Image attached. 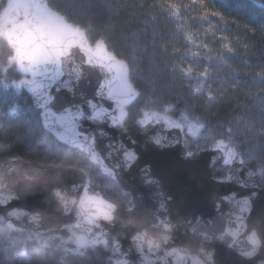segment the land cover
<instances>
[{
  "label": "snow or ice",
  "instance_id": "1",
  "mask_svg": "<svg viewBox=\"0 0 264 264\" xmlns=\"http://www.w3.org/2000/svg\"><path fill=\"white\" fill-rule=\"evenodd\" d=\"M153 7L164 11L171 19L185 20V23L181 8L185 12L195 10L198 14L196 18L201 22L210 17L225 19L209 6L208 0H189L187 4L157 0ZM73 9L74 5L68 0H0V38L11 45L13 55L9 63L15 65V68L7 69L0 65V87L16 92L27 89L35 97L42 110L44 141L48 144L43 156L55 155L71 160L85 177L72 187L74 194L83 193L79 202L82 210L94 207L98 214H105L104 209L108 205L100 199L101 193L116 196L129 204L136 202L133 194L121 187L117 167L131 168L138 159L137 153L122 143L119 148L109 144V151L102 152L96 135L84 131L83 120L91 121L98 128L108 124L126 129L131 119L146 131L158 129L157 134L151 137L157 146L182 144L187 158L204 151L213 152V164L219 162L223 168L222 174L214 177L217 182L234 181L253 189L264 188V148L259 153H253L242 138L251 130L232 126L242 122L243 117L229 122L227 128L214 129L202 115L197 114L192 100L184 101L183 108L177 109L175 102L161 94L166 86L160 83L156 66L153 64L147 74L142 72L138 59L139 46L135 41L128 44L127 53L118 51L110 30L93 32L91 25H84L75 18ZM177 27L183 28L184 25L178 24ZM196 32L198 34L200 30ZM203 35L207 39L197 42L192 33H186L185 38L197 50L185 51L180 62L170 60L165 65L173 76L179 74L182 80L188 82L192 96L202 99V107L217 101L222 95V89L213 90L209 82L221 66L232 68L228 60L234 54L232 40L223 31L217 36L216 32L205 29ZM153 45L156 46L155 41ZM158 47L161 53L170 57L180 52L175 47L170 52L166 43ZM13 72L19 75L13 78ZM89 76H95L96 88L93 98L86 102V108L74 106L60 112L54 110L55 97L49 90L53 84L71 91ZM3 128V121H0V130ZM166 133L171 134V138ZM99 134L101 137L105 135L102 130ZM256 134L264 140V127ZM113 151H118L125 158L122 166L107 162ZM19 160V155H12V161ZM242 169L246 170V179L243 180L238 175ZM256 178H259V184ZM146 183L157 185L158 182L149 180ZM156 195L159 196V193ZM16 197L17 194L13 196L11 190L0 191V206L7 205ZM256 197V191L243 197L236 194L221 196L226 206L238 208L240 212L235 220L237 228L232 233L234 236L246 226L244 221L253 213ZM159 206L167 209L163 199L159 201ZM85 220L91 225L95 217L89 214ZM80 226L78 223L72 227ZM13 228L10 222H0V253L18 264H31V253L35 250L46 252L55 239L39 231L21 238L22 235ZM86 231L91 233V238L73 232L72 239L77 247L66 251L84 256L89 250L103 247L111 253L109 264H136L137 261L130 258L131 249L124 250L121 242L108 238L103 230L93 232L92 228H88ZM248 240L252 248L242 249V254L252 256L258 245L255 233ZM29 241L34 242L31 248ZM139 261L140 264H149L148 258L140 254Z\"/></svg>",
  "mask_w": 264,
  "mask_h": 264
},
{
  "label": "trees",
  "instance_id": "2",
  "mask_svg": "<svg viewBox=\"0 0 264 264\" xmlns=\"http://www.w3.org/2000/svg\"><path fill=\"white\" fill-rule=\"evenodd\" d=\"M68 2L74 5L75 18L84 25H91L93 32L110 30L118 51L127 53L128 44L135 41L139 46L142 72L147 74L153 64L156 66L160 83L166 86L161 94L175 102L177 109L183 108L184 101L192 100L197 114L202 115L214 129L227 128L229 122L243 117L242 122L232 126L251 130L242 138L253 153L264 148V140L256 134L264 127V0H208L209 6L225 18L213 17L219 32L223 31L231 38L234 54L228 60L232 68L221 66L209 82L213 90L222 89V95L203 107L202 99L192 96L188 82L179 74L173 76L165 67L170 60H178L175 56L161 53L158 46L166 43L171 52L173 47L178 48V40L182 41V38L178 36L173 20L161 9L153 7L157 0ZM12 75L15 78L19 73L13 72ZM39 113L24 89L16 92L0 87V121L4 127L0 130V156L37 153L42 157L45 154L48 144L44 141ZM132 122L130 119L128 123ZM28 244L30 248L34 246L33 241ZM110 255L103 247L89 250L84 256L53 251L47 264H109ZM0 264L18 262L10 261L0 253Z\"/></svg>",
  "mask_w": 264,
  "mask_h": 264
},
{
  "label": "clouds",
  "instance_id": "3",
  "mask_svg": "<svg viewBox=\"0 0 264 264\" xmlns=\"http://www.w3.org/2000/svg\"><path fill=\"white\" fill-rule=\"evenodd\" d=\"M12 55L11 45L0 38V65L6 69L15 68L9 63ZM133 124L128 123L127 126ZM12 155L0 156V191L11 190L13 196L18 192L21 195L42 192L45 194V206L31 210L5 208L0 212V222L12 223L13 231L24 237L36 231L46 237H55L46 252L35 250L31 253V264H47L53 251L73 253L66 251L77 247L72 239L73 232L91 238V233L86 231L88 228L93 232L103 230L108 238L119 242L127 240L128 248L147 257L149 264H220L216 244L234 252L242 261L264 264V212L255 217L250 213L244 221L246 226L235 236L232 233L237 228L235 220L240 215L239 209L226 206L221 196L215 194L211 202L217 215L211 219L199 215L185 218L175 212L170 213L169 208L161 209L159 203L155 209L141 208L138 201L129 204L103 193L100 199L108 207L104 209L105 214H98L94 207L82 210L79 202L83 193L74 194L72 187L65 183L70 174H75L80 180L85 179L76 163L55 155L45 158L36 154H15L20 156L18 166L5 168L4 161H12ZM89 214L95 217L91 225L85 220ZM78 223L81 225L79 228L72 227ZM178 233L182 239H178ZM252 233H255L258 245L252 256H245L242 249L252 248L248 240Z\"/></svg>",
  "mask_w": 264,
  "mask_h": 264
},
{
  "label": "water",
  "instance_id": "4",
  "mask_svg": "<svg viewBox=\"0 0 264 264\" xmlns=\"http://www.w3.org/2000/svg\"><path fill=\"white\" fill-rule=\"evenodd\" d=\"M96 88L95 76L83 79L71 91L63 86L57 87L53 84L50 87L51 94L55 97L53 105L57 112L75 107L86 108V102L93 98ZM30 96L34 107L40 110L41 123L43 117L41 109L35 97L27 89H24ZM133 123V122H132ZM129 123V124H132ZM43 125V123H42ZM84 131L94 134L97 137L98 148L107 153V145L115 144L117 148L122 143L129 150L137 153V162L131 168L117 167L120 174L121 187L133 194L140 203L141 208L155 209L161 199L165 200L166 207L170 213L188 216L199 215L205 219L214 218L217 210L211 202L212 196L236 194L243 197L256 191L257 197L252 215L264 212V188L245 187L236 182L219 183L214 177L223 172L219 162L213 164L214 153L204 151L194 155L192 158L185 156L182 144L171 146H157L152 142L151 137L156 135L158 129L144 130L133 124L126 129L110 127L108 124L99 126L88 120L82 121ZM102 130L105 135L100 136ZM171 138V134H165ZM12 155V154H10ZM110 165L122 166L125 158L118 151H113L111 158L107 161ZM19 161H4V167L18 166ZM240 179H246V170L238 173ZM156 181L157 185H149L146 181ZM80 179L75 174H70L65 183L69 187L78 184ZM259 184V178H256ZM159 193V196L156 195ZM44 196L42 192L21 195L11 200L7 205L0 207V212L5 208L23 207L26 209L43 208ZM178 239L182 237L177 234ZM122 248L128 250V241H121ZM217 259L220 264H255V262L242 261L234 252L227 250L223 245L216 244ZM133 261H139V254L134 250L130 252Z\"/></svg>",
  "mask_w": 264,
  "mask_h": 264
},
{
  "label": "rangeland",
  "instance_id": "5",
  "mask_svg": "<svg viewBox=\"0 0 264 264\" xmlns=\"http://www.w3.org/2000/svg\"><path fill=\"white\" fill-rule=\"evenodd\" d=\"M177 3H182V4H187L189 3V0H175ZM181 13L182 15L186 18V23L185 20H180V21H175L173 20L175 26H176V31L178 33V36L182 38V41L178 40L179 46L178 48L180 49V52L175 54V57L177 58L178 62L181 60V56L185 51L191 50V51H196L197 49L195 48L194 45H192L186 38L185 35L186 33H192L194 35V38L199 42V40L207 39L203 35V32L205 29H208L211 32H216V35L219 36V30L220 28L215 25L214 23V18L210 17L209 20L207 21H199L197 17V12L195 10L191 12H185L183 8H181ZM182 24L184 25L183 28H178L177 25ZM199 29L200 32L197 34L196 30Z\"/></svg>",
  "mask_w": 264,
  "mask_h": 264
}]
</instances>
